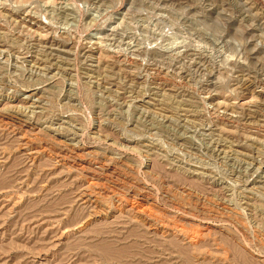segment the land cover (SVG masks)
Returning a JSON list of instances; mask_svg holds the SVG:
<instances>
[{"label": "rangeland", "instance_id": "374dc122", "mask_svg": "<svg viewBox=\"0 0 264 264\" xmlns=\"http://www.w3.org/2000/svg\"><path fill=\"white\" fill-rule=\"evenodd\" d=\"M0 114V264H264V0H0Z\"/></svg>", "mask_w": 264, "mask_h": 264}, {"label": "bare ground", "instance_id": "6f19581e", "mask_svg": "<svg viewBox=\"0 0 264 264\" xmlns=\"http://www.w3.org/2000/svg\"><path fill=\"white\" fill-rule=\"evenodd\" d=\"M1 115V114H0ZM38 151V150H37ZM107 167V166H106ZM136 186V185H135ZM98 200V199H97ZM126 209V208H125ZM133 214V213H132ZM135 216V215H134ZM139 216V215H138ZM143 219V218H142ZM155 225V224H154ZM156 228V227H155ZM163 232V231H162Z\"/></svg>", "mask_w": 264, "mask_h": 264}]
</instances>
